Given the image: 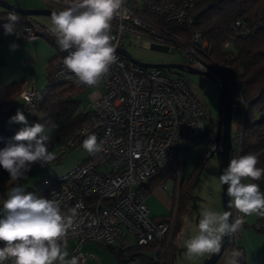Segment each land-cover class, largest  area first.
Instances as JSON below:
<instances>
[{
	"label": "built area",
	"instance_id": "obj_1",
	"mask_svg": "<svg viewBox=\"0 0 264 264\" xmlns=\"http://www.w3.org/2000/svg\"><path fill=\"white\" fill-rule=\"evenodd\" d=\"M48 1L64 7L71 3V0ZM200 1L125 0L126 11L111 21L110 35L116 46L117 60L98 82L103 87L100 95L86 106L90 108L86 123L59 145L60 151H68L77 145L78 139L83 143L89 135H95L97 143L102 142V150L90 153L88 159L64 174L44 176L41 180L48 199L58 201L62 212L77 209L74 228L64 238L66 246L76 241L67 258L77 256L81 258L80 264L86 263L93 257L82 249L87 241L125 249L154 244V260L167 264L159 254L165 250L162 242L174 226L177 209L174 207L169 220L155 219L150 214L143 184L169 166L174 179L161 187L165 189L171 184L173 194L175 180L180 184L186 177L189 146L212 127V122L208 109L196 96L185 74L173 71L175 68L140 65L117 48H127L126 41L134 44L140 36H146L153 46L177 50L187 66L210 69L212 73L217 68L222 72L209 57L210 42L199 29L191 26L190 13ZM240 25L241 21L237 20L236 29ZM23 35L34 40L53 33L33 21L25 25ZM229 44L230 41L225 46ZM67 55L58 45L57 65L48 84L86 86L65 67L63 60ZM40 94L33 81L25 83L21 98L33 113L38 111ZM233 106L236 113L237 101L233 100ZM241 124L242 121L238 122L236 129H232V159L241 154ZM209 140L208 156L217 148L215 132H211ZM50 142L51 139L48 144ZM213 144L216 145L214 150ZM19 182L20 179L15 181ZM6 199L0 194V218L4 216ZM233 210V217L242 216L235 208ZM242 229L231 237L229 247L243 253L238 246ZM0 247H4V242L0 241ZM3 264H13V260L10 258ZM128 264H136V261L129 260Z\"/></svg>",
	"mask_w": 264,
	"mask_h": 264
},
{
	"label": "clouds",
	"instance_id": "obj_2",
	"mask_svg": "<svg viewBox=\"0 0 264 264\" xmlns=\"http://www.w3.org/2000/svg\"><path fill=\"white\" fill-rule=\"evenodd\" d=\"M124 3L125 0H71L64 10L52 12L50 31L61 51L68 53L63 63L79 83L97 85L109 66L116 62V46L112 43L110 27L114 16L126 11ZM7 21L3 25L5 34H16L19 15L9 11ZM18 47L15 43L10 45L12 50ZM10 122L24 126L12 138L14 143L0 150V166L13 181H18L25 177L33 164L39 163L42 167L50 164L55 154L48 150L50 137L44 123L29 125L20 110ZM82 147L89 153H97L102 150V142L97 143V137L89 135ZM211 148L214 150L216 145ZM257 164L254 154L230 160L219 181L228 186L229 209L235 208L243 215L233 217L231 211L203 209L198 233L186 241L189 258L219 253L223 239L231 238L242 229L244 217L254 213L264 216V193L259 185L242 182L246 178L258 181L264 177V168H258ZM3 212L0 241L4 242V247H0V264L10 258L13 264H55L57 261L59 264H80V257L67 258L69 254L64 239L74 228L76 208L64 213L58 201L25 193L24 188L17 185L10 189L4 200ZM242 256L240 250L233 249L228 264H239Z\"/></svg>",
	"mask_w": 264,
	"mask_h": 264
},
{
	"label": "trees",
	"instance_id": "obj_3",
	"mask_svg": "<svg viewBox=\"0 0 264 264\" xmlns=\"http://www.w3.org/2000/svg\"><path fill=\"white\" fill-rule=\"evenodd\" d=\"M205 4H210V9L196 19L194 12ZM8 12L0 6V40L5 33L3 25L8 22ZM16 13L19 15L16 30L23 32L25 25L32 23L34 18L23 13ZM190 16L193 18L191 26L199 29L212 46L209 54L211 61L221 68L222 74L234 91V100L237 101L238 110L234 113L233 120L242 121L240 156L254 154L258 159L257 167L264 168V0H201ZM237 20L241 21L238 29L235 27ZM47 37L56 39L54 34ZM228 41H231V45L225 46ZM54 69L53 65L50 68V75ZM25 83L24 81L7 86L0 85V150L9 143H14L12 138L23 127L13 126L10 118L16 114L17 110L22 111L23 106H16L15 102ZM88 87L90 86L48 84L40 94L38 111L40 109L45 111L46 117L39 121H45L51 126L55 125L52 127L54 135L48 146L60 145L66 137L86 123L88 113L77 114L79 101L75 95ZM32 120L37 121L38 118L34 117ZM212 126L215 125L212 123ZM215 131L211 127L205 134L197 137L189 148L202 138H210L211 132ZM81 142L82 140L78 139L76 146H79ZM207 150L202 158L207 155ZM65 152L67 151L59 149L58 154L54 153L55 159L60 160ZM169 179H174V176L169 166H166L144 183L143 188L146 193H150ZM190 179L191 177L189 179L185 177L181 183L175 225L162 242L165 250L159 255L167 264H174V256L178 253L179 248L175 244V237L181 227L182 213L192 196L191 189L195 178L192 182ZM251 183L258 184L260 191H264V177L258 181L251 180ZM15 185L17 184L10 178L9 173L0 166V194L7 197L8 190ZM28 192L48 199V194L42 187L39 192L25 190V193ZM172 213L173 210L168 216L154 218L169 220L172 218ZM258 221L257 229L264 235V216L259 215ZM153 246L154 244H149L125 249L117 245H106L116 258L125 264H128L129 260H135L136 264H160L152 256ZM239 264H247L244 253Z\"/></svg>",
	"mask_w": 264,
	"mask_h": 264
},
{
	"label": "rangeland",
	"instance_id": "obj_4",
	"mask_svg": "<svg viewBox=\"0 0 264 264\" xmlns=\"http://www.w3.org/2000/svg\"><path fill=\"white\" fill-rule=\"evenodd\" d=\"M6 1L21 8L49 7V8H56L62 10L66 8L64 6H60L48 0H6ZM32 18L40 22L41 25L43 24L42 26L46 27L47 29H51L52 24H51L50 15H34L32 16ZM40 37H44V36H40ZM151 43L152 40L150 38L146 36H140L134 44H129L128 41H126L125 45L128 51L130 52V54L134 58L143 62H150V63H161V62L181 63L182 62V57L177 50H172V48H170L168 51H162L160 49H157L156 47H153ZM229 45H231V41ZM173 71L179 72L181 74H185L190 79V81L193 84V88L196 96L199 98V100H201V102L206 106V108L210 112L211 122L215 125L212 126V129L215 131L218 121V110H219L218 88L215 80L212 77L204 74L187 73L186 71H182V70L178 71L176 69ZM30 81H34V80H30ZM101 90H102V86L100 84H97L95 86H90L89 88L76 94L75 98L80 100L81 108H82L89 100L92 99V96L94 94H97L99 91L101 92ZM233 97H234V91H233ZM42 116H43L42 112L37 113L36 114V117L38 118L37 121L32 120V118L35 116H30V117L27 116L29 125H32L34 123H44L47 127H50L49 123L45 121L43 122L39 121V120H43ZM237 123L238 121L233 120L232 129H236ZM13 126H24V125L13 123ZM209 145H210L209 138H202L201 140L195 142L188 149L187 152L188 159L185 170L186 178L189 179L191 177L190 182H192L194 178L195 180H194V184H192L193 186L191 189L192 196L182 213L183 220L181 222V227L179 229L177 236L175 237V244L179 249H178V256L174 259V264H202L210 255L209 253H205L202 256H193L189 258L186 249V241L198 233V223L200 220L201 211L203 209H211L216 212H222V208H223L222 184L219 181V177L221 174L219 169L218 155L215 153L212 156L206 155L204 156V158H202L203 153L205 152L206 149L209 148ZM58 147L59 145L48 146V150L50 152H53L54 150L55 153L58 154L59 153ZM89 155L90 153L87 152L82 147V144H80L79 146H76L75 148L65 152L60 160L54 159L51 162V164H55L57 166L59 165V167L66 168V170H69L75 167L76 165H78L79 163L85 161L89 157ZM192 173L195 174L192 175ZM60 174L62 173L53 174V175H60ZM21 180H22V185L20 184L17 185L23 187L24 191L27 189L33 190L34 192L41 191V184H40L41 179L37 175L34 166L31 167L30 171H28L25 174V177L21 178ZM244 180H243L244 183H251L250 178H246ZM181 183L179 184L177 180H175L174 183L175 191L173 192V197H174L176 209L177 206L179 207V195H180ZM169 185L170 186L165 189L163 187H160L159 188L161 189L160 191H163L164 193H171L172 185L171 184ZM10 189L7 192V197L9 195ZM261 192L264 193V191ZM154 193H157L156 190L151 192V194ZM171 196L172 195L169 194V197ZM1 212L2 210L0 209V214ZM233 214L235 215L234 210H233ZM258 219H259V215L255 213L250 216H246V218H244L245 228L244 227L242 228L246 229L249 227L250 229H255V231H257L259 224ZM75 242H76L75 240H72L68 245L69 247L65 249L69 255L72 253V248ZM87 243L93 245V247L90 250L86 251L87 253H93L97 256V258H100L101 252H104L107 255L111 256L113 259H115L113 253L110 250H108L105 244L103 243L100 244L99 242L87 241L85 242L84 245L85 247ZM85 249L86 248H83V250ZM233 249L236 248L228 247V249L224 252V254L221 256V258L218 260L216 264H228L231 258L230 253L231 250ZM116 261L117 260L115 259V262Z\"/></svg>",
	"mask_w": 264,
	"mask_h": 264
},
{
	"label": "crops",
	"instance_id": "obj_5",
	"mask_svg": "<svg viewBox=\"0 0 264 264\" xmlns=\"http://www.w3.org/2000/svg\"><path fill=\"white\" fill-rule=\"evenodd\" d=\"M34 21L36 20L34 19ZM13 43L19 46L15 50H12L10 48V45ZM57 46V40L55 38L52 39L47 36L37 37L34 40H28L24 37L23 32L17 30L16 34L12 35H6L4 33L0 40V85L7 86L15 82L20 83L24 81L28 82L30 80H34L37 86L36 88L42 93L47 87L50 79V68L53 65L55 67L57 65ZM101 92L99 91L97 94L92 93L94 94L92 96V99L89 100L82 108L81 102L80 100H78L79 107L77 114L87 113L90 109L89 107H86L87 104L97 98ZM15 105L23 106L21 112H23L26 118L30 116L36 117V114L39 112L43 113L42 119L46 117V112L42 109H40L36 113H33L31 110H29L24 105L23 100L21 98V94L16 100ZM51 127V125L50 127L46 126V134L49 135L50 138H53L52 136L54 135V133L53 128ZM53 153H55L54 150ZM34 168L40 179L48 175L58 173L64 174L70 170H66V168H61L59 167V165L57 166L51 163L46 164L43 167L37 163L36 165H34ZM19 184L22 185L21 179ZM160 187L161 186L154 189L157 193H147V203L150 208V214L155 218L168 216L172 212V210H174L173 194L164 193L163 191H160ZM169 194H171L172 196L169 197ZM244 228L242 229V233L238 237V246L243 249L247 264H264V235L258 230L255 231V229H250L249 227L246 229ZM68 245L66 246V248L69 247ZM84 245L83 248L86 249L83 251L85 253H87L86 251L90 250L93 247L92 244L88 243L86 247ZM88 254L93 255V257L89 258L84 264H116V262L117 264H125L123 262H120L116 258L114 253L113 255L117 260L116 262L115 259H113L111 256L107 255L104 252H101L100 258H97V256L93 253ZM177 256L178 253L174 257L176 258ZM56 263L59 264L58 261Z\"/></svg>",
	"mask_w": 264,
	"mask_h": 264
},
{
	"label": "water",
	"instance_id": "obj_6",
	"mask_svg": "<svg viewBox=\"0 0 264 264\" xmlns=\"http://www.w3.org/2000/svg\"><path fill=\"white\" fill-rule=\"evenodd\" d=\"M0 6L8 11H15L19 13H23L28 16H34V15H50L54 11H61L62 9H56V8H49V7H43V8H21L17 7L11 3H9L6 0H0ZM210 4H205L199 9H197L194 12V17L197 19L200 16H202L205 12H207L210 9ZM157 49H160L162 51H168L169 49L167 47H158L153 46ZM117 51L124 54L128 59H130L133 62H136L140 65L146 66V67H157V68H175L178 70L186 71L187 73H194V74H204L207 76L212 77L218 88V101H219V110H218V121L215 131L216 136V144L217 148L216 150L212 151L210 156L213 154H217L219 158V169L220 174H222L223 170L227 168L229 165L231 157V150H232V122H233V116H234V106H233V90L227 81V79L224 77L222 72L214 68V72L209 69H198L195 67H190L185 64L181 63H175V62H166V63H150V62H143L136 58H134L127 48L124 47H118ZM208 68L209 65H206ZM219 76V79L218 77ZM227 185L222 184V203L223 208L222 212L224 211H231L233 213V208L229 209V200L230 198L227 195ZM231 219V218H230ZM230 240L231 238L225 237L222 241V247L219 253H212L209 255V257L202 263V264H216L218 260L221 258V256L224 254V252L228 249L230 246Z\"/></svg>",
	"mask_w": 264,
	"mask_h": 264
}]
</instances>
